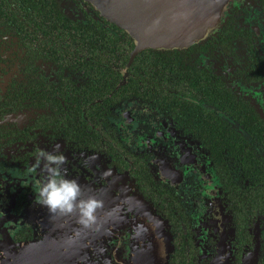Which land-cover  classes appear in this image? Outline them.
Returning <instances> with one entry per match:
<instances>
[{"label": "flooded vegetation", "instance_id": "af4514ba", "mask_svg": "<svg viewBox=\"0 0 264 264\" xmlns=\"http://www.w3.org/2000/svg\"><path fill=\"white\" fill-rule=\"evenodd\" d=\"M113 24L87 0H0V264H264V0L133 58ZM40 150L103 202L82 241L36 202Z\"/></svg>", "mask_w": 264, "mask_h": 264}, {"label": "water", "instance_id": "95a60500", "mask_svg": "<svg viewBox=\"0 0 264 264\" xmlns=\"http://www.w3.org/2000/svg\"><path fill=\"white\" fill-rule=\"evenodd\" d=\"M106 19L117 23L135 40L136 47L132 58L145 48H183L198 43L215 34L227 17L230 4L236 0H87ZM140 199V198H139ZM147 210L150 221L160 223V218L146 202L137 201ZM76 215V216H75ZM78 214L58 215V221H77ZM155 224V223H154ZM83 226L74 224L67 228L69 240L71 231L74 237L81 238ZM149 241H164L166 238L156 232ZM75 241V240H74ZM168 253H161L155 260L150 256V264H166Z\"/></svg>", "mask_w": 264, "mask_h": 264}, {"label": "clouds", "instance_id": "9594fccd", "mask_svg": "<svg viewBox=\"0 0 264 264\" xmlns=\"http://www.w3.org/2000/svg\"><path fill=\"white\" fill-rule=\"evenodd\" d=\"M36 161L37 167L44 161L43 167L47 173L46 179L35 186L36 202L47 207L52 215L78 214L77 223L84 228L95 225L98 221L97 212L103 208V202L95 197L80 198L82 189L79 183L62 175L61 166L66 163L65 156L40 150L36 155Z\"/></svg>", "mask_w": 264, "mask_h": 264}, {"label": "trees", "instance_id": "16d2710c", "mask_svg": "<svg viewBox=\"0 0 264 264\" xmlns=\"http://www.w3.org/2000/svg\"><path fill=\"white\" fill-rule=\"evenodd\" d=\"M44 6V5H43ZM58 15H60V13H58ZM61 16V15H60ZM94 22H96L97 23V26H92V25H90V26H88V27H83V26H80L79 28L81 29L80 31H84V32H79V35H81V36H86L87 35V31L88 30H90L92 27H93V29L94 30H96V33L98 34V36H102V33L100 32V28H101V26H100V24L96 21V20H94ZM112 26H115L116 28H118L120 31H121V34L123 35V36H126V38H127V41H131V44H129L130 45V47H129V50L132 48V46H133V39H132V37L130 36V34H128L127 32H125L126 30L125 29H123V28H120V27H118V26H116L115 24H113ZM107 38V40H109V43H111V44H116L117 42H115V41H113V38H109L108 36L106 37ZM125 39H123L122 41H121V43L123 44V43H125ZM140 56L141 55H139L138 57H137V59H140ZM123 58H124V56H123ZM125 59H127V57H126V55H125V58H124V60ZM155 60V59H154Z\"/></svg>", "mask_w": 264, "mask_h": 264}]
</instances>
